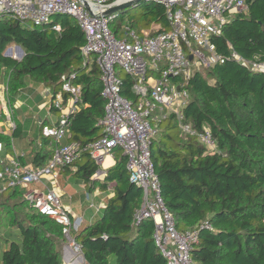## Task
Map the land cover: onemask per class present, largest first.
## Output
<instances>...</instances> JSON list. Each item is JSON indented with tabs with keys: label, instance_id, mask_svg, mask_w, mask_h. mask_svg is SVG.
Masks as SVG:
<instances>
[{
	"label": "trees",
	"instance_id": "obj_1",
	"mask_svg": "<svg viewBox=\"0 0 264 264\" xmlns=\"http://www.w3.org/2000/svg\"><path fill=\"white\" fill-rule=\"evenodd\" d=\"M247 2L248 9L235 14L212 38L223 61L195 70L188 84L191 100L184 109L185 119L199 131L209 128L217 150L182 133L173 113L157 124L151 141L161 193L176 228L198 231L190 252L196 264H264V73L232 56L235 51L245 59L264 61V0ZM120 14L111 22L116 33L122 23L112 24ZM53 22L61 23V31L0 15V80L7 86L16 125L11 133L0 131L1 158L28 161L15 151L14 141L24 137L25 125L16 116L14 102L29 85L49 89L52 97L65 81L81 85L64 140L85 146L103 135L106 100L101 68L96 57L84 62L86 38L75 18L57 14ZM126 24L138 31L159 25L153 34L171 28L164 5L155 2H147L144 11L129 17ZM12 44L23 48L22 59L5 55ZM121 78V94L135 101L133 78L127 73ZM63 94L68 99L70 94ZM49 110L56 109L49 106ZM49 123L44 118L37 144L30 141L29 161L34 166L46 165L54 149L67 143L43 135L42 126ZM114 152L116 162L101 181L93 178L101 165L90 150L62 169L88 192L100 189L107 195L99 216L74 230L73 238L89 264H168L154 239V220L136 221L144 204L143 189L131 181L123 150ZM25 194L20 186L0 192L4 230L7 234V227H12L20 232L18 241L5 234L0 237V264H64L62 248L67 239L62 224L37 211Z\"/></svg>",
	"mask_w": 264,
	"mask_h": 264
},
{
	"label": "built area",
	"instance_id": "obj_2",
	"mask_svg": "<svg viewBox=\"0 0 264 264\" xmlns=\"http://www.w3.org/2000/svg\"><path fill=\"white\" fill-rule=\"evenodd\" d=\"M123 1L0 0V15L9 14L35 26H51L61 31V23L53 22L55 15L67 14L75 18L86 38L82 47L84 62L96 57L102 71V94L106 100L101 119L103 135L93 142L85 146L75 141L63 143L54 149L47 164L41 166H34L31 161L23 163L17 156L0 157V192L16 186L25 188L31 183L41 182L43 178L48 179L49 185L42 189H29L25 196L37 211L62 224L67 239L63 250L64 264H89L81 245L72 235L74 230L82 228L85 219L63 204L59 174L84 150H90L96 162L104 167L105 158L113 156L116 148H121L127 157L126 167L131 181L139 185L144 193V204L136 214V221L144 217L154 220V239L168 264H196L190 252L197 241L198 231L182 232L176 228L174 216L161 193L151 156V141L157 124L173 113L182 133L196 136L211 151L217 150V141L209 128L199 131L185 119L184 109L191 100L188 84L195 70L223 61L224 57L216 51L212 38L222 32L226 22L235 14L248 9V2L147 0L164 5L171 28L153 34L159 25L138 31L126 24L123 36L118 37L111 27L116 14H105V11ZM232 56L252 70L264 73V61L245 59L235 51ZM118 68L133 78L132 91L137 95L135 101L121 94L123 80ZM81 89V85L70 81H65L61 92L54 97L49 89H45L51 95L49 106L58 110L60 116L56 120L48 118L51 123L42 126L43 135L57 142L68 135L69 116L77 108ZM65 92L70 94L68 99L64 97ZM2 97L3 105L7 106ZM71 97L74 98V105L67 114L63 110L68 107ZM7 116L8 126L14 128L16 125L9 113ZM3 148L0 142V152ZM85 196L88 206L99 212L103 203H97L89 193Z\"/></svg>",
	"mask_w": 264,
	"mask_h": 264
},
{
	"label": "rangeland",
	"instance_id": "obj_3",
	"mask_svg": "<svg viewBox=\"0 0 264 264\" xmlns=\"http://www.w3.org/2000/svg\"><path fill=\"white\" fill-rule=\"evenodd\" d=\"M147 2H148L147 0H141L138 3H135L133 6L126 8L124 10V12L122 14H120V16L117 18V20L112 24V26H114L116 24V22L122 23L121 29L117 32L118 37L123 36V30H124V27L126 25V20H128L129 17L137 16L141 12H143L145 9V4ZM8 47L13 48V55H18L16 44H12ZM118 74L120 76H122V75L126 74V72L123 69L118 68ZM29 86L32 89H34V94L29 95V93L21 92V94L18 95V97L16 98V100L14 102V105L16 108V116L25 125L24 137L20 140L18 139V140L14 141L15 151H17L18 153L24 152L26 154L27 158H30V154L29 153L27 154V152L31 149L30 141H32V139H34V140H36V143L34 141V144H37L38 139H39L38 138L39 130H38L37 118L41 117L42 119H44V118L49 117V118L56 120L60 116V112L58 110H49L48 100L50 99L51 95H49L46 92L45 88H35L31 85H29ZM6 92H7L6 84L0 80V97H2V94H3L4 97H2V98H4V101H6V103H7V106H4L3 105L4 102L0 98V131L6 129L8 133H11L12 128L10 126H8V124H7V122H8L7 121V118H8L7 114L9 113V117L11 119L12 118V111L10 109L8 100L6 98ZM73 105H74V98L71 97L68 100V107L64 108L63 112L68 114L70 112L71 106H73ZM4 114L6 115V117H4ZM13 122H14V120H13ZM14 124H15V122H14ZM63 142H67V140L63 139ZM2 158H5V155H3ZM0 168H2L1 164H0ZM101 170H102V172L96 173L93 176V178H95L96 180L99 179L100 181L103 180L104 176L106 174V172H105L106 166L101 167ZM61 174H62L61 176L59 175L58 185L60 186V189L62 191V196H63L62 202L65 205L69 204L70 206H72V208H74L75 212L79 214V213H81V211H80V203L81 202L80 201L82 200V198H85L84 192L91 194V196H93L95 198L94 195H98L101 190L96 189L95 192H88L86 190L83 192L84 193L83 194L82 192H80V191H82L80 186H83V185L81 184V182H79L80 180L75 178V180L72 179L70 181V184L73 187H75L74 189H70L71 193L74 195V198L69 197L68 195L65 196L64 195L65 186L67 189L66 184L68 183L67 174L64 172H61ZM46 185H49V181L46 178H43L42 181L39 183L37 182V183L29 184L28 187H25V190L27 193L29 191V189H32V188L42 189ZM85 201L87 202L86 205H88L89 201H87L86 199H85ZM87 210H89L90 212H93L96 217L98 216V213L95 212L94 208H91L89 206V207H87ZM3 215H4V211H2L0 209V237H4V234H5L8 239L18 241L20 239L19 230H14V228H12V227H7L8 231L6 234V232L4 230L6 228V225H5L6 219H4ZM96 217H94V218H96ZM86 222H87V218H86ZM84 224H85V222H84ZM0 243H1V240H0ZM62 250H63V248H62ZM67 254H69V253H67ZM62 261H63V258H62Z\"/></svg>",
	"mask_w": 264,
	"mask_h": 264
},
{
	"label": "crops",
	"instance_id": "obj_4",
	"mask_svg": "<svg viewBox=\"0 0 264 264\" xmlns=\"http://www.w3.org/2000/svg\"><path fill=\"white\" fill-rule=\"evenodd\" d=\"M22 92H26V93H29V95H33L34 94V89H32L30 86H28V87H25L24 89H23V91ZM49 118V117H48ZM42 118L41 117H38L37 118V121H38V130H39V126H40V124L42 123ZM6 126V125H5ZM2 131H4L5 133H7V130L5 129V130H2ZM38 138H39V132H38ZM30 152V150L27 152V154ZM21 154H25L24 152H21ZM115 152H114V154H113V156H111V155H108L106 158H105V160H104V165L105 166H107L106 167V170L109 168V167H111L113 164H115V162H116V159H115ZM26 155V154H25ZM28 159V161L30 160L29 158H27ZM110 164V165H109ZM103 167V166H102ZM106 170H105V172H106ZM61 172H62V170L60 171V176L62 175L61 174ZM70 178V175H67V181H68V183L66 184L67 185V189H66V186H65V193H64V195L65 196H69V197H73L74 198V195L71 193V190L70 189H74L75 187H73L71 184H70V181H71V178ZM69 179V180H68ZM48 180V179H47ZM49 181V180H48ZM81 187V190L82 191H80V192H84V191H86V189L85 188H82V186H80ZM85 193V195H86V193L87 192H84ZM83 193V194H84ZM95 196V198H94V200L97 202V203H103V205H104V201L106 200V194H104V193H102L101 191H100V193L98 194V195H94ZM86 197V196H85ZM72 199V198H71ZM81 203H80V211H81V213H76L75 212V210H74V208H72V206H70L69 204H67V206L72 210V212L73 213H75V214H77V215H83V217H84V219H85V224H87V223H90V222H92V221H94L98 216H99V212H97L96 211V209H95V212H97L98 213V216L96 217L95 215H94V213L93 212H90L89 210H87V207H89L88 205H86V201H85V198H82V200L80 201ZM91 208H93V207H91ZM86 216V217H85ZM94 217H96V218H94ZM86 218H87V222H86ZM66 248V246H64L63 247V250ZM63 250H62V258H63V262H65V257H64V255H63Z\"/></svg>",
	"mask_w": 264,
	"mask_h": 264
},
{
	"label": "water",
	"instance_id": "obj_5",
	"mask_svg": "<svg viewBox=\"0 0 264 264\" xmlns=\"http://www.w3.org/2000/svg\"><path fill=\"white\" fill-rule=\"evenodd\" d=\"M141 0H125L121 3H118L110 8H108L106 11H105V14H117V13H123L124 12V9L130 7V6H133L135 3H138L140 2ZM16 48H17V53L18 55H13V48L12 47H8L5 51V55L7 56H12L16 59H22V57L24 56L25 52L23 50V48L20 46V45H17L16 44ZM190 58H192V55H190ZM99 173L102 172V171H98Z\"/></svg>",
	"mask_w": 264,
	"mask_h": 264
},
{
	"label": "clouds",
	"instance_id": "obj_6",
	"mask_svg": "<svg viewBox=\"0 0 264 264\" xmlns=\"http://www.w3.org/2000/svg\"><path fill=\"white\" fill-rule=\"evenodd\" d=\"M45 89H46V88H45ZM113 165H114V164H113ZM101 167H102V166H101ZM100 171H102L101 168H100ZM97 173H98V172H97Z\"/></svg>",
	"mask_w": 264,
	"mask_h": 264
}]
</instances>
